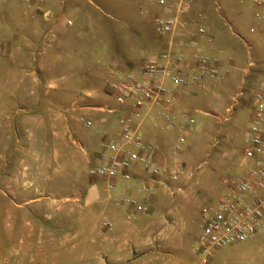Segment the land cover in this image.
I'll use <instances>...</instances> for the list:
<instances>
[{
  "label": "rangeland",
  "instance_id": "1",
  "mask_svg": "<svg viewBox=\"0 0 264 264\" xmlns=\"http://www.w3.org/2000/svg\"><path fill=\"white\" fill-rule=\"evenodd\" d=\"M63 1L57 13L71 26L57 30L66 45L77 36L84 50L103 51L102 58L95 53L97 64L78 63L70 48L75 63L57 65L49 49L52 25L16 38L23 10L0 8V264H202L196 251L201 213L245 169L243 139L264 81L263 24L254 0H195L201 17L183 32L194 48L202 40V54L219 61L227 77L195 94L202 112H195V132L184 134L178 151L176 145L163 150L166 166L181 172L179 181L159 186L155 205L130 223L132 210L118 202L136 199L131 182L118 180L111 190L97 182L104 195L89 197L97 180L89 171L117 117L97 108L116 105L107 91L117 71L111 53L150 43L135 65L158 55L167 42L155 20L166 16L159 0ZM199 1L205 4L198 7ZM207 264H264V233L215 251Z\"/></svg>",
  "mask_w": 264,
  "mask_h": 264
},
{
  "label": "built area",
  "instance_id": "2",
  "mask_svg": "<svg viewBox=\"0 0 264 264\" xmlns=\"http://www.w3.org/2000/svg\"><path fill=\"white\" fill-rule=\"evenodd\" d=\"M17 0H0L1 3H14ZM26 5L32 0H23ZM195 0H159L166 17L156 19V32L168 38L166 47L155 57L146 58L133 69H117L107 91L115 98L116 105L126 106L127 112L116 121L115 137L105 138L101 144L96 163L89 174L106 181L107 189H114L119 180L130 183L134 180L137 168L149 178L142 182L138 193L140 200L126 199L118 206L126 204L132 213L126 216L128 223L145 214L159 186L169 188L176 184L181 172L162 164L159 145L147 141L139 131L144 110L160 108V116L168 125L177 123L175 113V90L195 84L202 91L207 84L224 80L227 72H222L219 61L194 52L190 56L176 51L173 41L187 23L181 19ZM255 17L262 22L261 35L264 39V0H254ZM44 18L49 12L40 11ZM71 26L70 21H65ZM204 34L203 29L198 30ZM255 111L244 136L243 151L245 169L232 180L226 182V193L216 206L207 207L201 213V232L197 241V254L202 264L213 257L215 251L234 245L245 244L264 233V81L254 94ZM99 111L115 113V108H97ZM182 133L178 145L186 143L184 134H190L195 120L183 114ZM85 128L92 122L82 120ZM177 151L179 148L176 149ZM105 227L109 226L104 224Z\"/></svg>",
  "mask_w": 264,
  "mask_h": 264
},
{
  "label": "crops",
  "instance_id": "3",
  "mask_svg": "<svg viewBox=\"0 0 264 264\" xmlns=\"http://www.w3.org/2000/svg\"><path fill=\"white\" fill-rule=\"evenodd\" d=\"M198 1V0H197ZM64 4L63 0H32L30 4L26 5L23 0H17L14 3H1L0 8L2 5H9V7H16L17 9H21L22 14H19L21 16L19 18V23L17 24L15 28V33L14 37L20 38V37H28L30 34L28 32V29L33 28L34 26L37 25H42V24H50L52 25L51 30L49 32V35L52 38L53 45L50 46L49 49H52L50 51H53L56 54V63L57 65H71L74 60L68 56V50L71 48L73 49V53L75 56L78 57V63H93L97 64V61L95 59V53L98 52L99 56L98 57H104L102 56L103 51H97L95 49H92L91 51L89 50H84L80 45H78V38L77 36L75 37V41L73 43L71 41L68 42L69 45H66L67 41L65 39L66 36L64 34L60 33V31L57 30L58 27L63 26L66 27L65 21L61 19L60 17V12L62 11V6ZM204 1H199L198 7L200 5H204ZM195 2L192 5V9L187 13L186 15L184 14L181 19L184 21L186 20L187 26L188 22H193L197 19V17H201L200 14L198 15L195 11ZM163 10V9H162ZM40 11H45L49 12V17L44 18ZM164 15V10L161 11ZM144 23V22H143ZM146 26V24H144ZM67 28V27H66ZM29 33V34H28ZM33 33V32H32ZM35 34V33H34ZM196 35V34H195ZM182 37L180 40L179 38ZM197 39V38H196ZM168 41V38H166V42ZM174 44H175V49L177 52L190 56L194 52H199L202 54V40L198 39L197 46L195 45V48L192 46V43H190V39L188 38V35H185L183 30L180 32V34L177 37L173 38ZM62 42V44H61ZM2 44V43H1ZM201 45V46H200ZM35 47L36 44H33ZM148 47H151L150 43L146 44V47H133V48H128L126 50L121 51V55H117L116 53L112 52L111 55H113V59L110 62V65L113 66L114 69H132L136 68L139 65L136 64V55L138 54L139 51L142 49H145ZM7 47V46H6ZM9 47V46H8ZM61 47V49L59 48ZM200 48V49H199ZM19 49V47H18ZM25 49V48H22ZM86 51V52H84ZM91 53V54H90ZM115 55V56H114ZM105 56H108L107 54ZM69 57V58H68ZM76 57V58H77ZM96 57V58H98ZM75 60V61H77ZM35 61V60H33ZM195 87V84L188 85L186 88L178 89L175 90V98H176V103H175V113L178 116L177 118V123L174 125H168L164 121V119L160 116L161 110L160 108H153L150 110H144V118L143 121L139 124V131L142 133L143 137L152 143H155L160 146L161 152H162V164H165L169 160V153H165V148L167 146L171 145L172 150L177 149L179 147L178 145V137L182 134L181 130V125L183 123L182 115L187 114L188 116L192 117L194 120V115L196 113H202L200 109H195V94L199 92ZM112 108L116 109L115 113H112L115 118V122L113 123V126L111 127V137L116 138V133H117V126H116V121L118 120L119 116L123 115L124 113L127 112V107L126 106H118L114 105ZM254 114V113H253ZM203 115H206V113H203ZM108 123L106 121V124H104L101 127H108ZM195 132V126L193 128V131L190 134H193ZM164 150V151H163ZM166 154V155H165ZM168 154V155H167ZM168 156V157H167ZM96 161H94V164ZM96 180V185L92 184L90 189H88L89 192V197L96 196L98 197L99 195H102L104 192L101 191L98 188V183H106V181L102 179L95 178ZM142 182H150L149 178L141 172V170H136L134 180L131 182V187L135 189V192L137 193L133 194L136 199H141V195L138 193V188L139 185ZM104 195V194H103ZM112 197H118L119 195H108L110 198ZM89 200H87L86 204H89ZM104 206L107 205L108 203L106 201L101 202ZM151 205H155V199L153 198L151 200ZM150 205V206H151ZM128 210H132L131 208H128ZM127 210V212H128ZM35 214L37 217L40 215V207L37 206L35 210Z\"/></svg>",
  "mask_w": 264,
  "mask_h": 264
}]
</instances>
